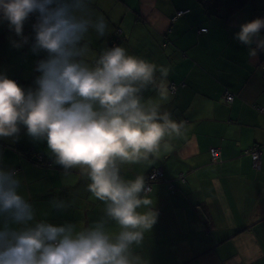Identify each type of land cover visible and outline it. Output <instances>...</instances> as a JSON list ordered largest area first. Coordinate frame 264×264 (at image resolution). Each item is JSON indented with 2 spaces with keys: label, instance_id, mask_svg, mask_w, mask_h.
<instances>
[{
  "label": "crops",
  "instance_id": "1",
  "mask_svg": "<svg viewBox=\"0 0 264 264\" xmlns=\"http://www.w3.org/2000/svg\"><path fill=\"white\" fill-rule=\"evenodd\" d=\"M220 1L92 0L95 14L108 24L103 37L90 34L93 52L117 37L129 54L169 67L167 87L178 86L167 99L154 90L144 96L183 123L181 136L149 162L124 169L126 179L156 167L164 173L150 193L157 223L139 250L150 264H264V52L251 58L234 38L241 24L264 18V0H243L229 13ZM180 11L187 12L177 16ZM34 22V16L25 22L30 39L20 49L11 44L19 38L0 23V73L25 89L35 87L36 62L46 56L30 50ZM225 91L233 95L230 104L222 100ZM256 146L263 147L259 170L247 153ZM211 148L220 151L218 163L210 161ZM22 152L43 156L51 167ZM0 167L19 173L21 193L31 199L38 219L83 227L103 214L104 205L91 197L87 181L75 170L64 178L46 142L33 141L23 127L15 140L0 138ZM54 197L75 203L56 212L48 204Z\"/></svg>",
  "mask_w": 264,
  "mask_h": 264
},
{
  "label": "clouds",
  "instance_id": "2",
  "mask_svg": "<svg viewBox=\"0 0 264 264\" xmlns=\"http://www.w3.org/2000/svg\"><path fill=\"white\" fill-rule=\"evenodd\" d=\"M177 15V14H176ZM35 87L25 89L0 73V138H18L21 128L33 141H45L63 177L87 181L103 214L78 227L38 219L22 181L0 167V264H150L141 251L157 223L145 175L124 176L125 166L149 162L169 149L184 127L144 93L167 99L170 68L129 54L119 45L97 54L89 37H103L108 24L92 0H0V23H7L20 49L29 43L24 24L31 17ZM264 18L240 25L234 38L251 58L264 52ZM73 200L54 197L49 207L67 212Z\"/></svg>",
  "mask_w": 264,
  "mask_h": 264
},
{
  "label": "trees",
  "instance_id": "3",
  "mask_svg": "<svg viewBox=\"0 0 264 264\" xmlns=\"http://www.w3.org/2000/svg\"><path fill=\"white\" fill-rule=\"evenodd\" d=\"M210 1H213V0H210ZM217 1V0H216ZM221 3H223V4H226L227 6H228V10H227V13H229V11H235L236 9H237V7H239L240 5H242V4H244V2L245 1H241V0H221L220 1ZM180 12H185V11H180ZM206 31V30H205ZM112 44H114V45H118V39H117V37H114L110 42H109V44H108V46L107 47H109L110 45H112ZM12 57V56H11ZM17 83H18V81L17 80H15ZM176 86V88L173 90V91H171V93H175V91L177 90V88H178V86L177 85H175ZM226 94H230L229 92H224L223 93V98H222V100H223V102L225 103V104H230L232 101H233V98H232V101L231 102H226V100L224 99L225 98V95ZM232 97H233V95L232 94H230ZM24 153V154H23ZM22 154L23 155H25V156H27L26 158H28L29 159V157H30V155L28 154V152H22ZM40 155L39 154H37L36 155V157L34 158V157H30L31 158V160H33L34 159V162L35 163H37L38 165H40L41 167H43V168H49V167H51V164H50V162H48L43 156H41V157H39ZM219 162V161H218ZM217 162V163H218ZM212 163V162H211ZM49 164V165H48ZM48 165V166H47ZM261 166V165H260ZM255 169V168H254ZM260 169V168H259ZM258 169V170H259ZM156 170H160L161 171V176L160 177H157V178H155V179H150V176L156 171ZM256 170V169H255ZM145 177H146V181H147V184L149 185V187H151V189H152V185L153 184H155V183H157V182H159V181H163L165 178H164V173H163V170L161 169V168H152L151 170H149V172H147V174L145 175ZM178 179H179V177H178ZM180 181V180H179ZM181 182H183V181H181ZM175 191V188L173 187V186H170L169 187V193H173Z\"/></svg>",
  "mask_w": 264,
  "mask_h": 264
},
{
  "label": "built area",
  "instance_id": "4",
  "mask_svg": "<svg viewBox=\"0 0 264 264\" xmlns=\"http://www.w3.org/2000/svg\"><path fill=\"white\" fill-rule=\"evenodd\" d=\"M187 11L185 12H177V16H181L183 15L184 13H186ZM114 44L110 45L109 47L113 46ZM175 89V87H174ZM173 89V90H174ZM172 90V91H173ZM232 96L230 94H226L225 95V100L226 102H231L232 101ZM262 150H263V147H260V146H256L254 147L253 149L249 150L247 153L250 155V158L252 160V164H253V167L258 170L260 168V164H261V155H262ZM209 154H210V161L212 163H217L219 161V156H220V152H219V149L217 148H211L209 150ZM162 174H161V171L160 170H156L151 176H150V179H155L157 177H160ZM179 179L181 181H184L183 179V176L180 175L179 176Z\"/></svg>",
  "mask_w": 264,
  "mask_h": 264
},
{
  "label": "rangeland",
  "instance_id": "5",
  "mask_svg": "<svg viewBox=\"0 0 264 264\" xmlns=\"http://www.w3.org/2000/svg\"><path fill=\"white\" fill-rule=\"evenodd\" d=\"M201 31H205V29H202ZM89 38H91V37H89ZM7 71L10 73V72H15V70L13 69V68H9V67H7ZM174 87L176 88V86H175V84H172V85H170L168 88H169V91L171 92L173 89H174ZM39 157H41V156H39ZM252 161V160H251ZM49 165V164H48ZM47 165V166H48ZM40 166V165H39ZM221 255H228V253H226V254H221ZM259 264H261V262L259 263Z\"/></svg>",
  "mask_w": 264,
  "mask_h": 264
},
{
  "label": "bare ground",
  "instance_id": "6",
  "mask_svg": "<svg viewBox=\"0 0 264 264\" xmlns=\"http://www.w3.org/2000/svg\"><path fill=\"white\" fill-rule=\"evenodd\" d=\"M218 149V148H217ZM220 152V151H219Z\"/></svg>",
  "mask_w": 264,
  "mask_h": 264
}]
</instances>
